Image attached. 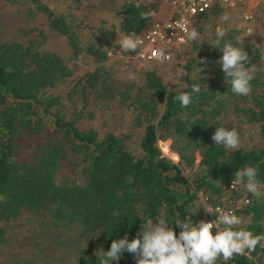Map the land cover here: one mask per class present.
I'll use <instances>...</instances> for the list:
<instances>
[{"label": "trees", "instance_id": "16d2710c", "mask_svg": "<svg viewBox=\"0 0 264 264\" xmlns=\"http://www.w3.org/2000/svg\"><path fill=\"white\" fill-rule=\"evenodd\" d=\"M65 1V10L56 11L42 0H0V4L23 7L29 17L41 15L50 30L65 38L72 60L83 55L93 64L69 88L71 110L64 112L58 97L46 90L69 77L71 66L56 53L38 48L42 39L38 32L24 41L0 40V243L3 224L28 213L65 227L77 225L83 238H96L106 252L114 239L127 235L131 241L149 218L198 222L192 211L196 193L218 195L236 171L245 167L257 169L262 191L259 196L248 195L250 202L240 210L248 221L238 228L264 234V86H260V72L252 75L247 96L234 94L217 63L222 52L214 47L203 57L189 55L180 63L181 83L173 89L165 86L154 69L141 70L138 81H116L103 65L107 48L102 42L114 36L113 25L87 26L71 7V3L73 8L79 6V1ZM158 8L157 0H121L118 32L138 36ZM223 11L214 4L194 15L189 31ZM149 12L154 15L141 18ZM221 32V45L231 42L247 52L246 67L260 57L257 48L236 40L237 28ZM218 33L210 37L212 46ZM202 59L206 63H199ZM193 85L200 91L192 93L188 107H182L174 97L191 92ZM245 99L247 104H235ZM113 103L129 110V127L139 130V154L128 149V135L99 137L95 129L81 127L84 118H92L94 108ZM227 104L239 120L256 127L260 144L247 150L215 144L211 137L217 127L234 128L220 121ZM167 137L178 141V162L163 156L156 146ZM23 148L27 149L25 156L20 155ZM195 150L199 161L187 178L183 167L192 162ZM171 227L178 236L181 229L175 224ZM255 250L262 253L264 247L257 245ZM102 259V252L95 255L84 247L78 251L76 264H101ZM132 259L124 252L112 264H129ZM216 264H251V260L234 255L227 261L221 257Z\"/></svg>", "mask_w": 264, "mask_h": 264}, {"label": "rangeland", "instance_id": "374dc122", "mask_svg": "<svg viewBox=\"0 0 264 264\" xmlns=\"http://www.w3.org/2000/svg\"><path fill=\"white\" fill-rule=\"evenodd\" d=\"M52 5L54 10H65V0H42ZM79 6L72 9L83 16L87 26L108 28L113 25L114 36L107 41H103V47L107 48V57L103 62L111 77L114 80L132 82L138 81L139 73L143 69H154L161 81L168 89H173L180 85V63L187 56L203 57L213 50L210 37L215 33L223 31L225 28L234 27L238 29L236 40L251 44L260 52V57L252 62L248 68L251 75L259 71L260 86H264V0H252L248 6L251 14L252 24L249 32L241 29L242 16L237 11L225 10L215 18L201 20L196 28L199 37L195 41L187 42L176 52L175 56L168 63L144 62L130 58L119 44L123 37L117 29V7L121 0H78ZM164 15L155 14V18H167L165 9L159 7ZM160 13V12H159ZM85 29V27L83 26ZM42 35L38 48L41 51L53 52L71 66V75L58 83L56 86L46 90L47 94L57 96L62 102L64 112L71 110V102L67 97V92L76 79L85 71L93 67L92 62L86 56L80 55L75 60L70 58V49L65 38L50 30L41 15L29 17L24 12L23 7L16 5L0 4V40L11 39L24 41L36 33ZM101 44V45H102ZM260 45L259 47H257ZM216 50V49H215ZM247 100H239L235 104L242 106L247 104ZM91 119L84 118L81 127H91L96 130L99 137L106 133L115 135H128L126 140L128 149L133 154H139L137 147L138 129L129 127L130 112L127 108L110 104L108 108H94ZM220 121L226 122L237 129L240 143L237 148L250 149L260 144V138L256 127L245 123L232 112L230 105H226L221 113ZM178 141L173 138H164L156 142L160 153L171 160L178 162V152L175 145ZM27 149H21L20 155L25 156ZM193 160L183 167V174L189 178L197 168L199 161L198 152L193 151ZM63 170L62 172H64ZM243 191L250 194L242 184ZM262 190H260L261 193ZM252 194V193H251ZM192 211L199 214L200 203L196 199ZM243 225L248 218L240 216ZM156 223V220H153ZM4 234L0 243V264H76L79 249L88 247L90 252L100 255L99 241L94 238H83L77 225L61 226L53 224L48 219L39 220L28 213L20 214L16 219L3 224ZM264 246V241L260 243Z\"/></svg>", "mask_w": 264, "mask_h": 264}, {"label": "clouds", "instance_id": "9594fccd", "mask_svg": "<svg viewBox=\"0 0 264 264\" xmlns=\"http://www.w3.org/2000/svg\"><path fill=\"white\" fill-rule=\"evenodd\" d=\"M151 15L154 13L141 14V18L147 19ZM186 32L190 41L199 37L195 29H186ZM223 36V32L218 33L213 46L222 52L217 63L231 91L236 95L247 96L251 91L252 79L251 69L245 66L249 63V56L243 47H236L231 42L221 45ZM142 43V39L135 33L126 34L119 41L120 47L128 52L136 51ZM199 63L204 64L206 60L202 59ZM199 91V86L193 85L191 92L180 93L174 99L178 100L182 107H188L192 103V93ZM211 139L216 145L229 149L237 148L240 143L237 129H227L223 126L215 129ZM241 184L253 195L261 194L256 168L245 167L236 171L231 187ZM216 211L218 216L215 221L192 223L190 220L184 222L177 219L169 223L163 218H157L156 223H153V219L149 218L140 225L139 231L131 241L125 235L123 238L114 239L108 251L105 252L101 248L98 251L104 255L101 264L118 262L124 252L133 256L135 264H216L221 257L227 261L234 255L245 254L251 258L250 254L255 251L256 246L264 241V234L254 235L251 231L238 228L242 221L232 211ZM211 212L212 209H209L208 213ZM173 224L181 229L178 236L171 227Z\"/></svg>", "mask_w": 264, "mask_h": 264}, {"label": "built area", "instance_id": "2783aa9c", "mask_svg": "<svg viewBox=\"0 0 264 264\" xmlns=\"http://www.w3.org/2000/svg\"><path fill=\"white\" fill-rule=\"evenodd\" d=\"M159 6L168 4L170 11L167 18H154L150 25L138 35L143 43L136 51L126 54L130 58L144 62L168 63L175 56L176 52L187 42L190 22L194 15L207 10L210 6L217 4L224 10L237 11L242 16L241 29L249 32L252 18L248 6L252 0H157ZM159 11V8H158ZM221 187L216 196H209L206 193L197 192V200L200 203L198 215L199 221H215L218 212L216 209L232 211L240 218V210L246 206L250 199L243 191L242 184L231 187L232 181ZM212 209L211 214L208 213ZM215 234V230H213ZM262 246L260 243L258 244ZM251 260V264H264V252L253 251L249 255H243ZM129 264H135L134 258Z\"/></svg>", "mask_w": 264, "mask_h": 264}, {"label": "crops", "instance_id": "0c3cea01", "mask_svg": "<svg viewBox=\"0 0 264 264\" xmlns=\"http://www.w3.org/2000/svg\"><path fill=\"white\" fill-rule=\"evenodd\" d=\"M160 9L161 8H163V9H165L166 11H165V14L166 15H168L169 14V11H170V7H169V5L168 4H161L160 6ZM160 12V13H159ZM157 14L159 15H164V13L162 12V11H157Z\"/></svg>", "mask_w": 264, "mask_h": 264}]
</instances>
